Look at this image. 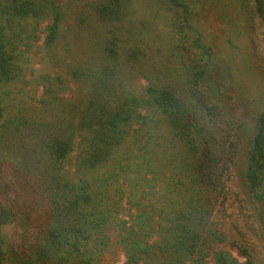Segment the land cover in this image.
<instances>
[{
	"label": "rangeland",
	"instance_id": "obj_1",
	"mask_svg": "<svg viewBox=\"0 0 264 264\" xmlns=\"http://www.w3.org/2000/svg\"><path fill=\"white\" fill-rule=\"evenodd\" d=\"M116 1L0 0L3 264H132V240L160 256L135 264H264V0ZM55 172L90 183L86 215L110 209L92 240L55 214ZM54 228L65 239L39 261Z\"/></svg>",
	"mask_w": 264,
	"mask_h": 264
},
{
	"label": "trees",
	"instance_id": "obj_2",
	"mask_svg": "<svg viewBox=\"0 0 264 264\" xmlns=\"http://www.w3.org/2000/svg\"><path fill=\"white\" fill-rule=\"evenodd\" d=\"M172 1L175 3L176 7L178 8L182 7V4H181L182 0H172ZM110 14L113 15L112 12ZM8 57H9L8 52L5 51L3 46L0 45V77L5 80L7 78V75H9L6 72V68L8 65ZM158 93L159 94H156L157 105L163 111L167 109L166 106L169 105V101H174L173 100L174 98L173 96L168 95V93L165 91H161ZM177 103L180 104V102L176 100L173 106L174 109L180 108V106H177ZM263 140H264V113L259 117V121L256 126L255 139H254V146H255V149H257L258 151L259 158H262L264 155V146L263 145L261 146V141L263 142ZM116 141L117 140H114V142ZM55 145H56V148H53L54 157L57 160L63 159L68 149H70L69 141L68 140L62 141L60 144L57 141ZM100 159H101V156H99L98 153H95L92 156V158L88 161L95 162V161H99ZM209 173H210V176L208 178L213 179L215 181L214 175L216 174V178L219 181L223 180V175H224L223 172H219V171L216 172L215 170H213V172L211 171ZM207 174H208L207 172L202 174V177L206 176ZM51 178H52V182L54 183L53 192H52L53 199H51V201L54 203L56 210H57V212L55 211V214L60 215L62 218L78 216L79 219L81 220V222L79 223V229H81L82 232L84 233V236H85L84 238H88L92 240L94 236L101 234L103 232L102 229H104V227H106L107 224H109L111 221L109 220L110 214L107 211L110 209L106 208L107 210L104 209L105 211L100 210L99 212L98 210H96V208L89 207L90 209H93V210H91L90 214L86 215L87 213L84 212L85 206L93 205L92 207H95L94 205H99L96 200L95 194L92 192V190L90 191L91 189L90 183L84 180L80 183L79 187L74 185V188L71 189L67 180L64 179V177L60 175L59 173L57 172H55V174L53 173ZM132 187L135 190L137 189L138 184L132 183ZM130 199H133L131 195H130ZM201 203L202 202L198 201L195 208H198V204H201ZM1 206L2 205L0 204V226L4 223L5 219L9 217V215H11L10 211L5 210L4 207L2 208ZM110 208H112V206ZM191 212L192 211H190V214ZM185 221H186L185 219H179L177 222V227H178L177 230L180 233L178 240H176L175 242L176 244H178L177 248L184 247L182 245L187 243V241L190 239V237H187L186 233H184L186 231H181V230L187 229L188 222H185ZM130 233L131 231L128 232V237L131 236ZM49 234L50 236L46 240V242H44L43 244H39V245L37 244V246L33 247L35 249L34 250L32 249L33 250L32 254L39 261L46 262L51 258L50 252H51V248L53 245V240L60 238L62 242V239H65L64 236H61V235L59 236L56 234V228L51 230ZM76 238H78V236ZM198 238L199 236L197 237V239ZM197 239L193 238V240H196L195 243L193 244L195 246L201 241V238L198 240ZM126 245L128 249L127 251L128 263L135 264L138 262L139 259H142V257L149 258L150 260H153V257H155V256H151L149 251L146 252L144 249L138 250L136 248V243L133 242V240ZM180 254L184 255L183 252H180ZM2 258H3L2 254H0V264H3ZM155 259L158 260L159 262L160 256H156ZM227 262L228 261L226 260L222 262L221 264H228ZM229 263L233 264V262H229Z\"/></svg>",
	"mask_w": 264,
	"mask_h": 264
}]
</instances>
